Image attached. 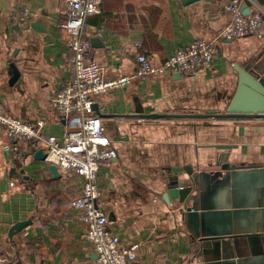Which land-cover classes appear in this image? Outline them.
<instances>
[{
  "label": "crops",
  "instance_id": "0c3cea01",
  "mask_svg": "<svg viewBox=\"0 0 264 264\" xmlns=\"http://www.w3.org/2000/svg\"><path fill=\"white\" fill-rule=\"evenodd\" d=\"M186 1L101 0L82 26L90 44L88 56L103 76H128L125 85L110 88L93 102L115 149V156L97 168L96 203L120 243L136 244L126 264L200 260L194 253L203 246L187 230L177 199L162 198L168 186L182 190L192 173L217 168L219 157L235 166L264 167V117H139L148 112H222L236 86L235 66L264 74V27L260 37H218L228 20L223 10L227 0ZM252 3L264 18V0H243L241 9L250 10ZM23 8L27 18L18 24ZM65 10V0H0V111L30 124L41 118L42 135L58 136L66 126L49 104L50 95L72 72L70 50L59 28ZM194 38L215 44L207 67L188 73L132 74L137 53L157 64ZM9 64L17 71L11 84ZM239 102L246 106L245 100ZM9 143L0 132V254L5 264H97L69 205L80 177L58 170L53 177L48 163L32 157L37 146L19 141L10 150ZM260 187L262 193V181L231 187L236 190L233 202L239 204L236 212L226 208L213 215L209 228L236 230L243 236L253 225L257 230L249 244L244 239L237 245L241 254L264 264Z\"/></svg>",
  "mask_w": 264,
  "mask_h": 264
},
{
  "label": "built area",
  "instance_id": "2783aa9c",
  "mask_svg": "<svg viewBox=\"0 0 264 264\" xmlns=\"http://www.w3.org/2000/svg\"><path fill=\"white\" fill-rule=\"evenodd\" d=\"M65 1V17L59 28L63 32L64 44L70 50L72 72L49 97L50 106L65 121V129L58 136L42 135L41 118L30 124L0 111V132L10 142V150L16 149L17 142L28 141L41 148L44 162L53 164L58 171L80 177L78 191L69 199V205L83 225V236L94 252L96 263L126 264L133 259L136 244L120 243L118 236L107 227L105 211L96 203L97 168L115 156V149L103 132L92 103L110 88L125 85L128 76H103L100 67L88 56L90 44L82 33V26L87 16L98 11L101 0ZM242 1L227 0L223 4L228 20L219 29L218 37L262 36L264 18L259 6L252 3V8L243 13ZM26 18V9L23 8L18 24ZM215 49L212 40L194 38L173 49L157 64L151 63L143 53H137L132 74L145 77L165 72L188 73L207 67ZM5 262L6 257L0 254V264Z\"/></svg>",
  "mask_w": 264,
  "mask_h": 264
},
{
  "label": "water",
  "instance_id": "95a60500",
  "mask_svg": "<svg viewBox=\"0 0 264 264\" xmlns=\"http://www.w3.org/2000/svg\"><path fill=\"white\" fill-rule=\"evenodd\" d=\"M190 0H187L188 2ZM243 13L247 9L242 10ZM28 26L34 27V23L29 22ZM10 75L8 83L11 84L17 77V71L12 64H9ZM237 73V82L229 101L225 105L222 112L216 111H192V112H148L138 113L139 117L145 118H209V117H264V74H259L256 69H243L235 66ZM240 100H245L241 105ZM94 112L97 110L96 105L92 103ZM43 153L40 147L32 151V157L42 159ZM217 168L210 169L207 172L192 173L190 175V183L185 185L182 190L176 188L173 184L168 186L162 198H176L180 206V216L183 219L187 230L191 237H194L201 247L194 253V257L200 258L194 264H261L260 260H252L250 254H241L238 243L245 239L249 244L250 234H255L257 228L251 225V229L242 231L243 236H237L239 231L228 230L215 232L210 231V219L214 215L222 213L226 208L236 212L237 205L233 202L234 191L231 187H237L241 183H250L257 185L263 182L264 196V180L260 174L264 173V167L255 168L253 166H235L229 164L225 159H217L214 163ZM47 169L53 177L58 176V171L53 164H48ZM182 191V192H181ZM230 193L231 202H226V197ZM264 198V197H263ZM260 200V199H259ZM257 201V205L264 208V200ZM248 206V204H247ZM27 221H20L14 224V228L25 224ZM12 226V227H13ZM260 237L262 240L261 250L264 251V220L260 224ZM227 234V235H226ZM226 236V237H225ZM225 237V238H222ZM204 242V243H203Z\"/></svg>",
  "mask_w": 264,
  "mask_h": 264
}]
</instances>
